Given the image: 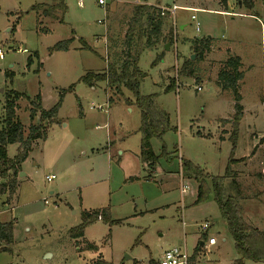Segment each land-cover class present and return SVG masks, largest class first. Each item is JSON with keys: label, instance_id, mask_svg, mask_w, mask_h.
<instances>
[{"label": "rangeland", "instance_id": "rangeland-1", "mask_svg": "<svg viewBox=\"0 0 264 264\" xmlns=\"http://www.w3.org/2000/svg\"><path fill=\"white\" fill-rule=\"evenodd\" d=\"M252 1L249 10L229 0L227 10L235 15L224 16L215 13L222 10L215 0H106L105 6L96 0H0V128L11 91L21 95L15 111L23 137L31 124L44 128L19 167L23 176L15 178L14 195L0 196V211L5 210L0 221L13 222V242L0 250V264H159L173 248L191 258L202 235L214 238L215 245L206 241L190 264L241 259L214 202L212 179L223 177L234 160L220 192L235 195L230 186L235 180L244 222L264 232V0ZM145 4L164 10L160 36L151 37L154 46L136 54L145 75L139 96H153L168 118L161 140L150 141L157 157L153 175L139 155L140 114L133 92L81 81L87 73H104L108 64H121L119 50L135 6ZM192 4L211 12L183 8ZM174 5L179 7L172 14ZM208 38L212 52L200 61L191 42ZM67 40L72 41L68 51L53 50ZM229 58L240 59L242 73L237 88L244 116L236 151L231 134L221 141L217 127L219 118L229 120L234 113L232 91L217 84ZM38 96L46 111L61 98L52 122L40 123L39 113L29 120ZM17 149L18 144L7 147L9 160ZM181 160L197 167L209 188L199 204H194L199 182L182 176ZM11 174L0 175V184ZM49 175L55 176L51 182L45 179ZM183 186L189 188L185 195ZM104 210L112 223L96 220L77 245L69 232L81 223L82 213ZM204 224L209 225L205 231ZM86 243L95 244L96 251L87 250Z\"/></svg>", "mask_w": 264, "mask_h": 264}, {"label": "trees", "instance_id": "trees-1", "mask_svg": "<svg viewBox=\"0 0 264 264\" xmlns=\"http://www.w3.org/2000/svg\"><path fill=\"white\" fill-rule=\"evenodd\" d=\"M219 2L223 5L226 4V0H219ZM240 5L249 10L253 8L251 0H241ZM159 10L161 9L146 5L135 6L133 17L131 18L128 24V29L125 33L124 47L121 52V64L118 67L113 64H108L107 70L104 73H87L81 78V81L89 87L94 86L96 83L103 82L108 88L113 89L117 93L121 92V88L133 92L136 97L134 104L140 114L139 155L142 164H147L151 171H154L155 169L157 157L151 151L150 141L153 138L161 140L162 135L168 129V118L164 112L156 108L153 96H139L138 90L140 80H142L145 75L141 73L137 67L138 59L136 54L145 48L154 46L155 41H151L152 35H154L156 40L160 36L162 23L161 15L164 12H160ZM144 29H146V31H144ZM135 34L138 36L136 37L137 39L134 37ZM143 36H145L146 41L142 44L140 38ZM134 39H136V41ZM71 42L72 41L70 40L60 42L53 47V50L68 51V46ZM210 44L209 38L194 40L191 42L192 50L199 60L203 58L204 54L209 52ZM132 52H134V54H132ZM239 62V58L227 59L224 66H222L218 72L217 77V84L222 86V89L231 90L233 94L234 114L232 117V133L230 138L233 146L236 143L239 122L243 117V109L240 105L241 96L238 94L237 88V83L242 79V73L239 71ZM31 64V58H28L27 66H30ZM187 64H190V61H188ZM171 87H173V82L168 89ZM20 97L21 95L12 91L7 94L4 102V114L0 128V167L2 168L0 175L5 178L6 173L9 172V170L12 171V174L9 175L10 178L8 182L6 184H0V196L8 192L9 198H11L16 191L15 178L21 172L19 169L20 165L26 160L32 144L44 135L43 127L31 124L28 129V135L25 138L23 137V127L18 121L15 111L16 102ZM61 101L60 98L50 110L46 111L42 109L40 96H38V103H31L29 120L33 122L35 115L39 113L40 123L52 122L57 116ZM13 144H18L17 154L13 160H9L7 158V147ZM231 162H234L232 158L228 161V166L226 167V172L223 177L212 179L213 182H216L214 185V202L217 206L220 217L226 224L227 232L234 241L236 252L241 257L236 264H241L242 260H251L255 262L264 261V232H260L244 222L242 210L239 206L240 192L236 181L232 180L230 183V186L233 187L234 190L236 189L235 195L223 197L220 192L219 183H222L225 179L229 178V165ZM180 171L183 177L199 182L194 204H199L206 200V198H208L209 188L201 179V171L187 161L181 162ZM2 177L0 178L2 179ZM81 218V223L77 227L70 229L69 232L70 237L76 241L77 245V240L84 237L85 230L96 220L101 219L104 223H112L108 215V210L102 212H83ZM205 241H207L206 235H202L195 248L193 256L189 259L190 263L194 262L198 248L201 246V243H203L202 246H204ZM12 242L13 222H0V250L5 251L7 246L11 245ZM77 245L76 248L79 249ZM84 245L87 250L96 251V247L93 244L86 243ZM95 263L106 264L101 261H96Z\"/></svg>", "mask_w": 264, "mask_h": 264}, {"label": "crops", "instance_id": "crops-1", "mask_svg": "<svg viewBox=\"0 0 264 264\" xmlns=\"http://www.w3.org/2000/svg\"><path fill=\"white\" fill-rule=\"evenodd\" d=\"M199 1H201V0H199ZM217 3H218V5L219 6H221L222 7V10H219V11H215V13H218V14H220V15H224V16H229L230 14H232V15H235V14H233V13H229L228 12V10H227V7H228V4H229V0H226V4L225 5H223V4H221L220 2H219V0H215ZM236 3H237V6H239V7H242L241 5H240V3H241V0H240V2H239V0H234ZM252 1V0H251ZM204 2V1H203ZM136 3V2H135ZM196 2H194V4H195ZM252 3H253V1H252ZM145 5H147V4H145ZM147 6H149V7H155V8H158L157 6H154V5H147ZM179 6H173V8H172V14L174 13V11L178 8ZM225 7V8H224ZM184 9H189V10H192V11H209V12H211L210 10H207L206 8H203L202 7V9L201 8H197V7H195L193 4L192 5H190V6H188V7H183ZM159 9V8H158ZM168 12V11H167ZM164 44V43H163ZM168 45V44H167ZM211 45V44H210ZM191 48H192V45H191ZM212 45L210 46V49H209V52L208 53H206V54H204V57L202 58V59H200V61H203L204 59H205V57L207 56V54H211V52H212ZM123 50V49H122ZM122 50H119V52H122ZM240 60V59H239ZM241 102H242V97H241ZM241 102H240V105L242 106V109L244 110V108H243V105L241 104ZM233 106H234V102H233ZM41 107H42V105H41ZM43 109V108H42ZM44 110V109H43ZM233 114L234 113H232V116H233ZM243 116H244V113H243ZM243 118V117H242ZM218 120H220V121H222L221 122V124H217V127H220V126H218V125H221V127L220 128H218V130H220V135H219V139L221 140V141H224L225 139H226V137L227 136H230V134L232 133V129H230V130H228L226 127H231V123H232V117H231V119H229V120H227V119H225V118H219ZM224 122V123H223ZM238 129V128H237ZM230 133V134H229ZM199 136H201V134L199 133L198 134ZM203 136H204V134H203ZM237 141H238V137H236V143H237ZM111 146V145H110ZM236 145H234V150L236 151ZM96 153H97V151H96ZM253 155H251L250 157H252ZM250 157H246V158H241L240 160H242V159H249ZM181 162H182V160L180 161V166H181ZM155 169H154V171L152 172V174L151 175H153L154 173H155ZM131 174H129L128 176H130ZM21 176H23V174L21 173ZM24 177H26V176H24ZM149 178H152V176L151 177H149ZM5 208H7V207H5ZM2 212H5V210L3 209V210H1L0 211V216L1 215H3V213ZM0 222H2V221H0ZM2 223H7V222H2ZM198 242H197V244L199 243V240H197ZM91 244H93V243H91ZM94 246H95V244H93ZM208 246V245H207ZM96 247V246H95ZM201 247V246H200ZM202 247H204V248H206V241H205V244H204V246H202ZM201 247V248H202ZM195 251V250H194Z\"/></svg>", "mask_w": 264, "mask_h": 264}, {"label": "built area", "instance_id": "built-area-1", "mask_svg": "<svg viewBox=\"0 0 264 264\" xmlns=\"http://www.w3.org/2000/svg\"><path fill=\"white\" fill-rule=\"evenodd\" d=\"M96 1H97V4L99 6H105L106 5V0H96ZM163 12H164V10H163ZM191 20L194 21L195 17L191 16ZM98 23H101V22H98ZM195 30H196V32L199 31V24H196ZM22 52L25 53L26 50H23ZM2 59H3V53L0 50V60H2ZM197 91H200V88H197ZM263 173H264V170H263ZM45 179L47 182H51L55 179V176L49 175V176H46ZM188 189H189L188 186L181 187V189H180L181 194L185 195L187 193ZM45 204H46V201H45ZM208 228H209V225L204 224L201 229L205 231ZM207 245L208 246L215 245L214 238H208ZM189 259L190 258L187 256V254L184 250L178 249V248H173V249L165 251L162 254L160 261H159V264H190Z\"/></svg>", "mask_w": 264, "mask_h": 264}, {"label": "water", "instance_id": "water-1", "mask_svg": "<svg viewBox=\"0 0 264 264\" xmlns=\"http://www.w3.org/2000/svg\"><path fill=\"white\" fill-rule=\"evenodd\" d=\"M166 48H168V45H166ZM20 176H21V173H20ZM203 245V243H201V246Z\"/></svg>", "mask_w": 264, "mask_h": 264}]
</instances>
